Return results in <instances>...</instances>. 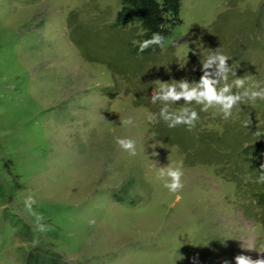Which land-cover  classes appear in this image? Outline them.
I'll return each mask as SVG.
<instances>
[{"label": "rangeland", "instance_id": "374dc122", "mask_svg": "<svg viewBox=\"0 0 264 264\" xmlns=\"http://www.w3.org/2000/svg\"><path fill=\"white\" fill-rule=\"evenodd\" d=\"M118 7L0 0V264L264 258L254 196L264 188L240 152L264 140L254 135L264 132V100L241 103L227 120L195 102L167 105L198 112L191 131L148 121L165 106L151 101L156 81L198 83L210 50L229 57L228 83L247 76L246 88H264V0H180L164 47L146 53L131 52L147 39L135 23L114 24ZM129 116L134 127L122 123ZM117 138L135 140L137 155ZM168 165H182L178 194L159 178ZM28 196L44 233L25 210Z\"/></svg>", "mask_w": 264, "mask_h": 264}, {"label": "clouds", "instance_id": "9594fccd", "mask_svg": "<svg viewBox=\"0 0 264 264\" xmlns=\"http://www.w3.org/2000/svg\"><path fill=\"white\" fill-rule=\"evenodd\" d=\"M165 37L159 33H153L151 39L144 40L139 43V51L142 53L149 47L156 45L161 48L164 47ZM229 57L219 49L214 52L210 50V54L202 63L203 75L200 77L198 83H189L186 79L179 82L164 83L156 81L158 87L154 88V94L151 97L153 104L157 102L165 105L157 114L150 113L148 115L149 123H157L159 120H163L169 128H175L180 125H186L188 130L191 131L196 122L199 120V114L196 110L185 107L176 111H170L167 105L176 104L183 100L185 104L191 105L195 102L198 105H202L201 111H208L210 108H216L222 113V118L227 120L232 116L233 109L241 103L251 102L255 103L258 99L264 100V88L260 87L257 82L251 87H245V81L248 77L236 78L231 84L228 83V74L233 72V69L228 65ZM221 81L223 86L221 87ZM233 87L242 89V91L233 92ZM122 123L127 126H135L134 119L129 116L123 119ZM251 124L248 118L243 122V127L248 128ZM258 137L264 135V132L256 131L255 134ZM117 145L120 149L126 151L130 156L137 155L136 141L131 138H117ZM155 166V165H154ZM159 172V178L164 180V188L171 194H178L184 188L182 177L184 172L182 165L180 167L173 168L171 165L167 167L157 169ZM261 171L264 173V165H261ZM258 183H264V174L258 178ZM180 197L177 195V200ZM36 203L33 196H28L24 201L25 210L32 214L35 218V228L40 233H44L48 230V226L42 221L44 217L38 214L33 205ZM94 224L95 221H90ZM235 264H264V258H258L256 260L244 255H238L235 258Z\"/></svg>", "mask_w": 264, "mask_h": 264}, {"label": "trees", "instance_id": "16d2710c", "mask_svg": "<svg viewBox=\"0 0 264 264\" xmlns=\"http://www.w3.org/2000/svg\"><path fill=\"white\" fill-rule=\"evenodd\" d=\"M180 0H119V7L115 12L114 24L123 27L135 23L141 30V37L150 39L153 33H159L165 38L170 33V28L180 22L177 14ZM260 42V40H258ZM131 46V45H130ZM263 49L264 44L260 45ZM151 47L142 53L150 52ZM131 52H140L139 45H133ZM158 122L162 123L163 120ZM180 126H178L179 128ZM178 128L174 129V134ZM165 141V140H163ZM186 152V151H185ZM244 159L251 164L252 175L256 183L260 175L261 165H264V140L251 142L241 150ZM264 188V183H258ZM255 203L261 208L260 224L264 229V192L258 190L254 193Z\"/></svg>", "mask_w": 264, "mask_h": 264}]
</instances>
